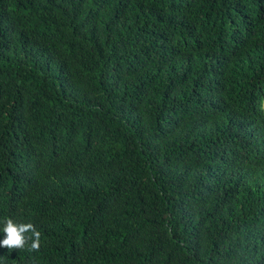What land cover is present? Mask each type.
Wrapping results in <instances>:
<instances>
[{
  "label": "trees",
  "instance_id": "16d2710c",
  "mask_svg": "<svg viewBox=\"0 0 264 264\" xmlns=\"http://www.w3.org/2000/svg\"><path fill=\"white\" fill-rule=\"evenodd\" d=\"M5 218L0 264H264V0H0Z\"/></svg>",
  "mask_w": 264,
  "mask_h": 264
},
{
  "label": "clouds",
  "instance_id": "9594fccd",
  "mask_svg": "<svg viewBox=\"0 0 264 264\" xmlns=\"http://www.w3.org/2000/svg\"><path fill=\"white\" fill-rule=\"evenodd\" d=\"M3 223L2 232L5 235L0 240V247L7 248L9 251L21 250L26 247L28 251L39 250L41 233L32 223L15 222L11 218H5ZM29 233L31 235H28Z\"/></svg>",
  "mask_w": 264,
  "mask_h": 264
}]
</instances>
